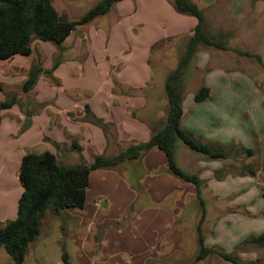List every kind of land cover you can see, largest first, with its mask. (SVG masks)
<instances>
[{
  "label": "crops",
  "instance_id": "0c3cea01",
  "mask_svg": "<svg viewBox=\"0 0 264 264\" xmlns=\"http://www.w3.org/2000/svg\"><path fill=\"white\" fill-rule=\"evenodd\" d=\"M171 2L120 0L101 15H107L105 24L99 22L98 16L77 26L62 41L60 50L35 39L29 55L0 60V101L6 96L15 99L9 108L0 111V213L9 208L15 212L18 193L13 185L19 188L18 170L24 154L47 150L63 165L89 163L98 155L111 157L130 145L146 142L163 126L167 70L157 74V68L164 64L158 53L150 58L155 52L151 46L168 38L183 40L196 25L193 16L176 12ZM225 5L226 20L222 22L219 15V23L210 25L232 37L244 24L251 35L252 23L257 20L254 0H232ZM133 16L138 18L129 26L138 30V45L132 46L124 44L121 33L126 31L124 20ZM203 16V28L208 31ZM171 40L163 45L168 46ZM224 43L239 60L247 58L234 50L248 52L243 49L248 43L243 47ZM218 53H227V49L206 46L192 58L194 73L186 83L185 77L182 79L180 127L212 148L228 152V157L207 159L176 142L175 160L183 171L196 174L201 181L203 245L217 252L234 253L238 264H264V246L244 241L264 229V191L258 181L259 169L248 164L238 168L234 160L240 153L238 145H247L236 144L234 139L230 143L229 138L226 141L225 136L230 135L224 133V128L232 124L231 114L225 109L231 100L229 88L217 86L214 80L218 75L207 69L213 62L221 64ZM248 53L252 58L258 55ZM55 60L58 62L52 68ZM32 64L43 71L31 89L24 92L22 83ZM201 86L208 88V97L196 102L193 94ZM258 141L264 142V137L253 138L257 146ZM75 144L77 148H73ZM165 167L164 152L151 148L137 159L89 173L83 208L61 213L73 217L76 225L74 230L69 227L76 240V245L72 244L74 255L70 256L74 264L191 262L198 248L195 227L202 205L195 186L168 174ZM252 190L250 195L242 193ZM207 203L212 208L211 216ZM188 205L197 208L194 221H188L183 214ZM70 211L76 216H71ZM242 223L249 230L240 236L237 227ZM194 264L233 263L212 252Z\"/></svg>",
  "mask_w": 264,
  "mask_h": 264
},
{
  "label": "trees",
  "instance_id": "16d2710c",
  "mask_svg": "<svg viewBox=\"0 0 264 264\" xmlns=\"http://www.w3.org/2000/svg\"><path fill=\"white\" fill-rule=\"evenodd\" d=\"M120 0H98L87 9L79 18L68 19L60 15L52 6L50 0H0V60H5L14 55H29L30 44L33 40L47 41L60 50L61 43L76 29L77 26L86 24L94 18L107 13L112 6ZM174 10L180 14L190 15L196 19L192 34L185 38L183 52L178 58L173 69L169 70L164 79V93L167 100V113L163 126L153 132L146 142L128 146L118 154L105 157L98 155L91 162H78L74 165L58 163L55 155L50 151L40 153L28 152L21 158L18 180L22 191L16 203V216L0 224V246L12 258L15 264H22L27 245L35 239L41 230L43 216L46 212L60 215L67 209H82L85 203V192L88 186L89 173L99 168H111L124 160L137 159L151 148L162 150L166 156L165 171L183 182L192 183L199 197L200 179L196 174L183 171L176 163L174 147L179 140L190 150L201 153L207 159L228 157V152L214 149L207 143L195 138L190 132L180 127L182 116L183 84L182 72L196 52L203 47L213 46L226 50L227 46L222 40L210 36L203 28L204 16L202 10L191 0H172ZM152 44L151 50L160 47L164 41ZM235 52L252 56L248 52ZM260 60L258 55H253ZM58 60H55L57 64ZM43 69L32 64L22 83L24 92L31 89L38 75ZM51 72V69L47 72ZM0 91H2L0 85ZM208 97V88L201 86L194 94V101L200 102ZM15 99L6 96L0 101V111L9 108ZM73 148H77L75 144ZM246 156L251 155V150L239 146ZM248 170L253 172L252 168ZM202 214L195 227L197 251L189 264L206 255L216 252L224 260L238 264L234 253L217 252L214 248L203 245L201 221L204 216L203 201ZM131 207L128 208L127 213ZM256 247L264 246V229L261 233L244 240ZM62 262L67 264L68 253L62 248Z\"/></svg>",
  "mask_w": 264,
  "mask_h": 264
},
{
  "label": "rangeland",
  "instance_id": "374dc122",
  "mask_svg": "<svg viewBox=\"0 0 264 264\" xmlns=\"http://www.w3.org/2000/svg\"><path fill=\"white\" fill-rule=\"evenodd\" d=\"M97 1L98 0H50L52 6L60 15L66 16L71 20L79 18ZM194 1H197V7L202 10L203 15H205L206 27L208 30L206 32L210 36L228 43L231 47H243V44L248 43L243 49H246L248 52L258 53L260 58V60H258L256 57L252 58L251 56H247V58H240L239 60V57H237L234 52H231L230 48H227V53H218L220 55L217 61L221 62V64L213 62L207 69L215 71L214 73L218 75L214 80L217 86H220L224 90L227 88L231 90L227 89V95L231 100L225 109L226 112L229 110L227 114L229 112L231 114L229 119H232V124L224 128V133L229 132L230 135L228 137L225 136L226 141L229 138L230 143L233 139L236 144L242 142L243 145H247L246 147L252 152L251 156L247 158L245 157V153L240 149L239 155L234 159L237 161V167H242V164H248L253 169H259L258 181L262 184L264 191V142L258 141V146L253 142L255 136L264 137V0H254L253 10L257 20L252 23L251 35L248 34L245 25L241 24L237 34H232V37L228 32H219L210 25L212 22L219 23V15L223 19L222 22L226 20L223 15V10L226 14L227 6L225 4L230 3L232 0H205L209 1L208 3L205 2V4L201 0ZM136 17L138 18V16ZM136 17H129L122 23L123 27L126 28V31L121 33L124 44L138 45V30L134 31V27L129 26V24L136 21ZM228 17L230 19L229 15ZM98 20L101 24H105L107 15L98 17ZM211 30H214V32ZM185 40V38H183V40H171L168 46L162 45L163 47H155V52L152 53L150 58L153 59L155 54L158 53L160 55L159 61L164 64L160 67L157 66V74H161L164 70H167L166 72L168 73V70L175 67L178 58L182 54ZM191 60L182 72L183 76L181 79L185 77V83L191 79L194 73V63ZM131 64L130 62V65ZM153 65L156 64L153 63ZM177 142L184 146L181 141L178 140ZM225 149H229V146H226ZM260 186L261 185H259V187ZM13 188L15 189V193H18L19 197L22 191L21 185L17 188L15 184ZM14 189L9 191L8 196L13 193ZM252 192H254V190L242 193H244V195H250ZM16 203L14 204V214L11 212L10 208V211L7 210L0 213V224L15 218ZM209 204L210 203L206 204V210L207 213L209 212V216H211L212 208L208 207ZM196 209L194 205H188L186 207L183 214L187 217L188 221H194L197 215V213L195 214ZM70 212L73 214L71 216H76V212ZM12 215L14 216L10 218ZM70 226L74 227L73 230L76 229V225L73 223V217H70V215L61 214L60 216H55L46 212L42 220V230L39 236L27 245L22 264H64L61 259L62 248L67 250L69 254L68 257L70 259H68V264H74L73 258L70 256L74 255L72 252L74 246L72 244L76 245V240L74 239L75 237L73 238L71 235ZM256 226L257 225H253V228ZM237 228L238 235L240 236L245 235L246 231L249 230L243 223L239 224ZM90 242V245H93L94 240L91 238ZM86 247H88V244ZM177 261H175V264H178ZM0 264H15L2 246H0Z\"/></svg>",
  "mask_w": 264,
  "mask_h": 264
}]
</instances>
